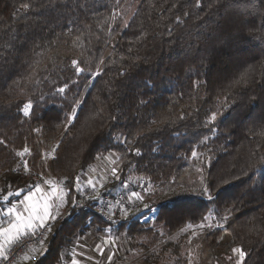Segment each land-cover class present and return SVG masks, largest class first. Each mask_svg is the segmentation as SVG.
Listing matches in <instances>:
<instances>
[{
    "label": "trees",
    "instance_id": "trees-1",
    "mask_svg": "<svg viewBox=\"0 0 264 264\" xmlns=\"http://www.w3.org/2000/svg\"><path fill=\"white\" fill-rule=\"evenodd\" d=\"M135 1L125 27L126 0H0V140L6 142L0 144V204L45 172L79 200L77 178L109 153L121 158L123 180L145 181L144 203L158 212L147 222L130 214V222L109 224L70 208V216L54 223L46 254L32 264H62L64 250L96 227L125 230L141 250L139 264H229L233 247L246 252V264H264V41L236 39L207 58L209 37L219 34L216 0L199 7L197 0ZM229 4L244 11L241 0ZM245 19L261 35V17ZM246 71L256 82L230 87ZM65 84L66 99L54 94ZM29 99L34 116L24 117L17 105ZM74 105L77 119L65 127ZM212 112L224 115L207 123ZM57 144L56 159L44 170L42 154ZM24 147L29 153L17 156ZM197 168L211 184V202L175 195L200 186ZM118 186L101 193L117 194ZM226 210L223 229H195L193 236L186 228L204 215H229Z\"/></svg>",
    "mask_w": 264,
    "mask_h": 264
},
{
    "label": "snow or ice",
    "instance_id": "snow-or-ice-1",
    "mask_svg": "<svg viewBox=\"0 0 264 264\" xmlns=\"http://www.w3.org/2000/svg\"><path fill=\"white\" fill-rule=\"evenodd\" d=\"M241 3L244 11H241L238 7L234 8L232 4H229V0H216L213 14L219 16L220 19L217 21L216 29L213 31H216L219 34L209 37V39L212 40V44L209 46L207 58H211V56L218 49L230 46L236 39L255 38L258 41H264V0H256L255 4H251V0H241ZM200 5L201 0H197V7ZM23 7L24 9H29L30 5L24 4ZM245 14L253 17H261V35L257 36L252 31V29L257 26L252 21L246 20ZM124 26H128L127 22ZM246 29H248L247 32L245 31ZM68 31L71 32L72 29L69 28ZM129 51H131V49H129ZM205 58L206 57H201V60L203 61ZM71 63L76 74L80 75L83 69L79 66V62L77 60H72ZM98 74L99 73H97V75ZM121 74L123 75V73ZM255 82L254 76L246 71L244 74L235 79L233 85H230V87L238 85L247 87ZM204 83L206 84L207 81H204ZM194 86L199 87V83L194 82ZM66 89H68L67 84L56 88L54 94L66 99ZM44 98V94L41 93L40 99L44 100ZM81 103L82 101L79 99L75 101V105H80ZM75 105L72 107L70 113L65 117L67 126H71L77 119V108ZM17 108L24 117L34 116V104L31 99L23 103L22 107L17 105ZM218 115L223 116L224 113L212 112L207 123L214 124L217 121ZM184 118L185 117L183 115L179 117L181 120ZM113 119H115V117H113ZM35 131H39V129H35ZM260 134L264 135V132H261ZM5 143V140H0V144ZM59 147L60 145L57 144L56 147L52 149V152L55 153ZM29 151V148L24 147L23 151L16 153V155L23 156L25 153H29ZM136 153L139 154L138 149L136 150ZM197 155V151L193 149L191 156L196 158ZM52 159H56L55 155L52 156ZM116 159L119 160L121 158L116 157ZM24 170L25 172L29 171L26 162L24 163ZM196 171L197 173H201L200 186L192 188L190 192L175 193V195L190 194L206 198L210 202L213 201L214 196L211 191V184L205 183L201 168H197ZM111 175L116 180L120 179L116 167L111 169ZM37 178L42 180V183H33L29 185L26 192L23 190L16 192L9 191L2 198L4 202H7L3 205V207H0V260L4 261V264H18V254L20 253H23L24 260H28L31 257L34 261H38V257H42L46 254V245L50 235L54 231L53 225L58 219L63 218L64 210L70 208H82L84 206L91 207L90 204L85 205L84 203L78 201L77 196L71 194V188H66L62 181L44 179L42 175H38ZM104 181V177L95 181L89 180L87 182V188H90V192H87L85 186H82L79 183V178H77L75 191L84 198V201L98 202L100 207L97 208V211L104 216L110 224L117 223L114 218L117 210H119L122 218H128L130 214L137 215L138 212L143 211V209H136L133 211V208H135L137 203L143 204L144 209H150L154 214L155 212H158L157 207L144 203L145 196L142 192L128 190L127 184L124 185V188L127 191L126 199L122 196L119 200H116L115 203L112 201H103L101 189L105 187ZM225 183H228V181H225ZM226 211L229 212V215H225L223 217H220L218 214L215 217L211 214L204 215L201 218V223H190L186 226V228L188 230H193V236L196 235L195 229H212L213 227L223 229L230 218L231 210ZM68 215H71L70 211ZM213 219L217 221L222 220L223 222H218L214 225L212 223ZM167 222L170 221H166V223ZM97 231H101V229L97 228ZM104 231L105 237L101 239L100 243L95 245L94 249L101 255L104 254V245H110L114 242L109 236L111 228L105 229ZM180 231L185 232L186 229L181 228ZM37 243L41 249L40 251H37L35 247H32L30 251L24 252V249L30 244ZM78 247L81 249L80 251H77L75 247L71 250L70 264H84L85 260H92V257L86 255L83 251L86 245L80 244ZM231 251L234 255L228 257L229 264H233V261L234 264H246L245 257L247 254L241 247H233ZM33 253H35V255H33ZM65 255H68V253L66 252ZM107 259L111 262L113 256L108 255ZM189 264H192L191 260L189 261Z\"/></svg>",
    "mask_w": 264,
    "mask_h": 264
},
{
    "label": "rangeland",
    "instance_id": "rangeland-1",
    "mask_svg": "<svg viewBox=\"0 0 264 264\" xmlns=\"http://www.w3.org/2000/svg\"><path fill=\"white\" fill-rule=\"evenodd\" d=\"M136 5H137V1L135 0H126V3L124 5V8L121 10V15H122V23L123 26L125 25V23L129 20V18L131 17V15L133 14V12L136 9ZM65 127L66 122H65ZM52 148V147H51ZM51 148H49L48 152H44L42 154V158H41V162L44 166V170L48 169V161L51 159L52 157V151ZM116 157H119L117 155H113V154H100L96 160L85 170V172L82 173L81 176H84V179L82 181V186H87V182L89 180H99L101 177L105 178V187H109V185H116L119 183V186L115 188V190L113 192L116 193H127V191L124 188V185L127 184L128 185V190H135V191H139V190H143V193L145 190L148 189V187L146 185H144V180L139 179L137 176L134 175H130L129 177H126L124 180L121 178L120 176V159L117 160ZM115 161V163H114ZM113 167L117 168V172L118 175L120 177L119 180H116L114 177H112L111 175V169ZM43 174H50V172H45ZM123 180V181H122ZM99 186V185H98ZM105 187L103 189H101V192H107V190L105 189ZM93 205V204H90ZM88 210V209H87ZM88 212L93 213V210L89 209ZM149 213H143L142 215L138 216L137 218L140 219V222H145L147 221L149 218H146L147 215ZM145 215V216H143ZM154 216V215H153ZM137 218H132L133 219H137ZM127 220V221H126ZM131 219L128 220V218H125L124 221L126 222H130L132 221ZM128 225V223H127ZM126 225V226H127ZM195 232H197V230H195ZM193 235V234H192ZM110 238L112 241H114L113 243H111L110 245H104L105 249H104V254L101 255L100 257V262H98V264H139V260L137 259V255L138 252L141 253L140 249L137 248L136 246V241H134L133 239H131L128 235H126L125 230L122 231H116V230H111V233L109 234ZM105 237V233L104 232H97V227L93 228L90 230H88V232L85 233V235H83L82 237H79L78 239L76 238L72 245L68 248V250H64L63 253H71V250L75 247L77 251H80L81 249L78 247V245L83 244L86 245V247L83 249V251H86V255H89L87 252L90 251V248L95 246L97 243L101 242V239ZM141 240V237L140 239ZM37 251H40L41 249L39 248V246L36 248ZM33 255H35V253H33ZM108 255H112L113 259L111 262L108 261L107 256ZM65 256V254H64ZM106 257V260H105ZM136 257V259H134ZM67 256L64 258L65 262L62 264H70L67 263L66 260ZM105 261V263H104ZM86 262V261H85ZM84 262V264H85ZM86 264H91V263H86Z\"/></svg>",
    "mask_w": 264,
    "mask_h": 264
},
{
    "label": "built area",
    "instance_id": "built-area-1",
    "mask_svg": "<svg viewBox=\"0 0 264 264\" xmlns=\"http://www.w3.org/2000/svg\"><path fill=\"white\" fill-rule=\"evenodd\" d=\"M86 188V191L87 192H90V188H87V186L85 187ZM124 197L125 199L127 198V193H117V194H114V195H111V194H102V200L107 202V201H112L113 203H115L116 200H119L121 197ZM80 202L84 203L85 205H89V204H93L91 205V207H88V206H84L82 207V209H91L93 210V213L95 215H97L101 220H103L104 222H107L109 223L104 216H102L98 211H97V208L100 207L99 203L98 202H94V201H84V198L82 196L79 197V200ZM143 207V204H140V203H137L135 205V208H133V211H135L136 209H141ZM144 213V210L141 211V212H138L137 215H134V218H137L138 216L142 215ZM156 214V212H155ZM155 214L153 213V211L151 210L149 212V214L147 215L146 218H149V217H152L153 215L155 216ZM115 220L118 222H120L122 220V217L119 213V210L116 211L115 213ZM110 224V223H109ZM39 246L38 243L37 244H30L28 247H26L24 249V252H28L32 247H37ZM19 255V259L18 261L23 257V253H20L18 254ZM0 264H4V261L0 260Z\"/></svg>",
    "mask_w": 264,
    "mask_h": 264
},
{
    "label": "crops",
    "instance_id": "crops-1",
    "mask_svg": "<svg viewBox=\"0 0 264 264\" xmlns=\"http://www.w3.org/2000/svg\"><path fill=\"white\" fill-rule=\"evenodd\" d=\"M42 177L44 178V179H54V180H56L51 174H44V175H42ZM83 179H84V176H80V179H79V181H83ZM57 181V180H56ZM39 183H42V180L39 182ZM26 192V191H25ZM22 198V197H21ZM13 202H15V201H13ZM3 205L4 204H0V207H3ZM67 215H68V209L67 210H64V212H63V217H67ZM102 232H104L105 233V231H102ZM35 248H37V247H35ZM95 249V246H93V247H91L90 248V251L89 252H87L88 254H89V256H91L92 257V260H90V261H87V260H85L84 262H85V264L86 263H91V264H98V262H100V257H101V254L99 253V252H97V251H95L94 250ZM104 249H105V246H104ZM30 251V250H29ZM85 253H86V251H85ZM66 260H67V263H70V260H71V255H70V253L68 254V256H67V258H66ZM105 260H106V257H105ZM32 262H33V259L30 257L28 260H24L23 259V257L18 261V264H32ZM65 262V259H63V263ZM104 263H105V261H104Z\"/></svg>",
    "mask_w": 264,
    "mask_h": 264
}]
</instances>
